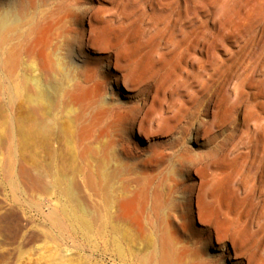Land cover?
Listing matches in <instances>:
<instances>
[{"label":"bare ground","instance_id":"1","mask_svg":"<svg viewBox=\"0 0 264 264\" xmlns=\"http://www.w3.org/2000/svg\"><path fill=\"white\" fill-rule=\"evenodd\" d=\"M83 1L0 0V104L9 115L7 160L17 158V172L30 176L18 160V149L11 148L12 112L18 102L37 126L44 122L46 102L51 107L48 121L63 118L71 128L72 157L79 163L65 183L57 177L56 163L62 159L53 147L49 151L48 172L57 193L47 220L83 229L87 221L101 227L133 218L141 231L155 237L135 257L140 264H185L189 254L192 264H220L223 252L207 254L204 243L220 246L225 240L229 247L224 252L233 263L259 264L257 258L263 256L256 252L264 255V245L254 248L251 238L254 222L264 212V13L251 29L245 12L219 21L221 3L212 0H103L111 6H101L99 13L95 4L104 2L89 0L84 7ZM74 54L91 61L79 65ZM97 57L107 60V71L114 73L115 88L126 101L106 100L105 77L85 87L89 77L99 75ZM22 66L26 70L21 72ZM221 124L232 126L231 135L238 139L225 148L227 155L240 157L236 187L233 180L239 177L229 178L213 160L195 157L186 148L172 153L148 143L173 134L181 145L189 130L195 131L194 140L203 139ZM134 133L147 142L144 151L164 159L150 163L135 156L129 164ZM115 146L118 151L111 149ZM78 177L91 193L81 201L91 210L88 216L71 203ZM231 181L232 201L223 192ZM183 191L186 198L174 197ZM247 197L255 215L246 222L237 208ZM194 218L206 226L205 236L200 229L187 231ZM241 256L244 260L236 262Z\"/></svg>","mask_w":264,"mask_h":264},{"label":"rangeland","instance_id":"2","mask_svg":"<svg viewBox=\"0 0 264 264\" xmlns=\"http://www.w3.org/2000/svg\"><path fill=\"white\" fill-rule=\"evenodd\" d=\"M100 1L104 3L95 4L97 13L102 11L100 9L101 6H111L107 3L108 1ZM88 2L89 0H84L83 6L85 7ZM212 2L213 4L221 3L220 8L217 10V19L219 21H223L228 15L239 14L242 16L245 12L244 15L248 14L250 16L251 29H254L258 25L257 18L259 16L261 17L264 13V0H257L255 2L257 5L254 2L250 5L251 0H212ZM251 6L252 9L249 8ZM109 35L111 36L110 32ZM75 56V60L79 65L84 64L86 61H91L89 58L81 57L77 54ZM96 62L99 75L97 77L95 76L94 79L89 77V81L84 83L85 87L90 85L92 88L94 81L98 80L99 76L105 77L106 100L110 101L111 99L109 97L112 96V100L114 99L118 102L126 101L115 88L114 73L107 71V60L97 57ZM29 65V67H34L32 64ZM24 70H26V67L22 66L20 71L22 72ZM59 70L63 71L62 68ZM38 73V69H35L33 72V74ZM56 77L58 79V75ZM72 82L67 80V84H71ZM141 99V96H139L135 100L138 103L141 102ZM22 111L23 108L16 102L12 112L14 137L10 139V143L13 150L15 147L18 149V160L20 159V163H23L29 169V177H23L17 172L16 167L19 163L17 158L15 159L13 157L11 162L7 160L6 147L9 139L6 138L7 130L5 123L9 115L6 114V111H4V108L0 104V264H140L135 257L148 250L155 237L152 232L141 231L133 218L131 220L129 217L111 220L101 227L87 221L85 223L86 225L83 224V229L77 225L64 228L50 224L46 218V214L49 211V203L54 198L53 195L56 197L57 192L55 186L52 184L53 179H51L52 177L48 172V167L51 165L49 151L53 147L54 151L62 159L56 163L57 177L59 176L58 180L61 178V181L65 183L69 182L71 177L75 176V171L79 169V163L72 157V148L74 147L73 139H71V128L69 130L67 129L65 119L63 118H59L54 124L48 121L51 107L46 102L42 103L41 111L44 122L37 125L38 127L30 123L25 117L24 111ZM224 124H221V127H217L209 136L210 138H198L194 140L195 131L191 129L185 135L184 142L181 145L175 143L176 139L173 134L150 139L148 143L159 144L165 152L177 153V150L182 148L189 149L193 156L201 157L209 161L213 160L217 166L219 165L218 167L226 170V174L230 176L229 178L232 176V179H236L239 177L236 172L239 160L236 159H240V157L235 156V152L228 153L229 155H227L225 148H230V145L236 144L235 141L237 138L235 137L234 139L233 135H231L232 130L234 131L232 126L229 127L228 124ZM20 133L23 135L19 137ZM146 145H148L147 142L138 139L135 133L130 137V146L134 155L126 157L129 164L134 163L135 156L142 157L143 159L146 158L150 163L160 162L164 159L159 153L155 157L154 155L157 153L152 156V154L144 151ZM111 149L118 151V147L116 146ZM233 160L234 162H232ZM234 172L236 174L234 176L231 175ZM137 174L139 175L140 173ZM76 179L81 186L79 185L78 189H73L70 196L71 203L75 206L77 213L88 216L91 210L86 209L81 201L84 198L91 197V193L86 187L82 186L80 177ZM236 180H233L235 181L234 186L231 184L233 181L227 182L223 189L225 190L223 192L228 195L231 201L234 197L231 194L233 192L232 188L229 186H239L240 177ZM35 181L38 183L36 184ZM247 183V187L250 188L251 186H248L251 183L250 180ZM183 192L175 193L176 195L174 197L181 199L185 196L186 198L187 191ZM115 194L117 196L120 195L118 191ZM248 199L249 197L244 198V200L242 199L241 206L237 208L239 218H243L246 222L248 220L247 218L255 215L250 212L247 204ZM215 202L214 200L213 203L215 204ZM247 208L250 213L244 215L243 213ZM261 216H259L256 224L254 222L253 225L254 233L251 240L254 239V248L264 245V222H261V220H264V212ZM114 223L115 225H113ZM113 226L115 230H112V228L114 229ZM98 228L101 229L102 235H99ZM205 228L206 226L199 223L195 218L194 221L192 219L187 224V231L196 233L200 229L203 231V236H205ZM220 246L215 241L211 244L204 243V249L207 254L217 255L223 252L219 260L220 264H235L233 263V259H231V255L230 258H227L224 252L229 247V242L225 240ZM256 254L263 256L260 260L257 258V261H260L259 264H264V255L258 251ZM187 256L184 257V263L190 262L187 264H192L193 255L189 254ZM240 260H244V257L237 258L236 262Z\"/></svg>","mask_w":264,"mask_h":264}]
</instances>
